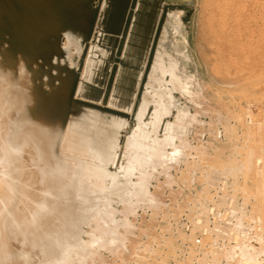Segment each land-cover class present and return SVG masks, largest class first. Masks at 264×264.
Listing matches in <instances>:
<instances>
[{"label":"bare ground","instance_id":"bare-ground-1","mask_svg":"<svg viewBox=\"0 0 264 264\" xmlns=\"http://www.w3.org/2000/svg\"><path fill=\"white\" fill-rule=\"evenodd\" d=\"M200 8L201 50L221 87L212 130L225 143L185 153L178 181L196 194L177 207L190 228L179 234L190 245L178 264H264V0H201ZM162 13V0H0V264H88L99 250L127 251L128 223L118 231L112 206L145 198L153 173L183 153L190 119L162 122L171 91L203 103L190 92L196 76H180L162 49ZM179 23L177 15L175 30ZM90 31L84 78L65 77L70 51L84 50ZM58 36L65 50L52 44ZM142 72L153 111L147 121L140 98L123 134ZM88 99H103L112 119ZM163 243L138 244L134 264L156 261L171 248Z\"/></svg>","mask_w":264,"mask_h":264},{"label":"rangeland","instance_id":"rangeland-1","mask_svg":"<svg viewBox=\"0 0 264 264\" xmlns=\"http://www.w3.org/2000/svg\"><path fill=\"white\" fill-rule=\"evenodd\" d=\"M88 5L89 9L94 8L92 1ZM200 6L201 0H162L163 13L161 16L163 17V29L165 32L162 49L167 53L174 54L179 62L178 71L180 76H196L190 87V92L191 94L201 92L200 95L203 98V103L194 102L188 94L171 91L170 112L163 117L162 122L163 124L172 122L178 113L185 114L186 119H190V123L189 121L186 122L187 124L189 123L186 126L187 128L183 133L179 134L181 138L185 139L183 153L177 162L160 167L153 173L147 184V196L145 198L134 201L130 205L115 204L112 206L114 221L117 223L118 231L122 230L124 218L128 223V232L125 234L127 251L119 256V254L108 249L99 250L91 256L92 259L88 261V264H120L119 257H122L128 264H134L135 247L138 244H146L149 240H151V243L154 240H159L161 246L164 244L163 241L171 243L172 248L170 250L163 248V255L157 257L156 261L151 262V264H164L162 260H164V254L168 253V251L170 256L165 259V264H178L182 261L186 250L189 248L190 242L182 243L179 234H189L190 228L185 215H179L177 211L178 205L183 207L186 205L187 200L196 194L194 184L188 188L178 181L185 161L189 159L185 153L189 147H195L200 144L205 146L213 144V146L217 147L225 143L221 133L215 134L212 130L217 118L214 112L219 109L215 91L221 87L218 82L211 78L210 67L206 63L209 59V54L201 50L202 45L200 46L199 36ZM99 7L100 5L92 11V14L98 13ZM87 14L89 16L91 11L87 10ZM177 15H179L180 25L178 30H175ZM90 18L92 19L93 17ZM68 21L69 24L78 23L77 20ZM95 36L92 31L85 33L81 40V46L84 50L80 53L72 52L73 50L70 51L71 58L64 65V69L67 71L65 77L70 78L74 74L77 80L84 78L83 72L87 53L92 44H94ZM63 41L64 38L61 36L51 40L52 44L60 50H65ZM117 42L118 38L113 43L115 47ZM1 49L3 48H0V61L4 62L5 59L1 54L3 53ZM120 56L121 52L116 53L114 55L115 60H119ZM110 69L111 66L108 63L103 65L102 73L106 74V80L109 78ZM144 72L140 76L139 86L126 117L127 124L122 129L123 134L128 133L133 125L135 108L140 98H145L148 103L149 111L145 114L147 121L153 111L154 105L150 102L151 93L148 88L141 86ZM14 75L21 74L17 72ZM23 78L21 81L24 80ZM97 79L98 74L94 79V83ZM84 87L87 89V83L84 84ZM164 87L170 90L169 86ZM81 99L84 100V98ZM165 99L167 98L165 97ZM85 101L87 106L97 111L104 120L109 122L112 119L113 111L109 110L107 103L103 99H88ZM227 101L224 98L222 102L227 103ZM80 104L81 102H77V106ZM132 179L135 180L136 178L133 177ZM197 190L199 191V188ZM172 210L176 213L175 218L171 219L168 217L163 221L162 217L166 214L171 215L172 213L170 214V212ZM152 213L157 214V216L151 217ZM91 227L92 225L85 227V231ZM172 253L175 254L176 260L173 259Z\"/></svg>","mask_w":264,"mask_h":264}]
</instances>
